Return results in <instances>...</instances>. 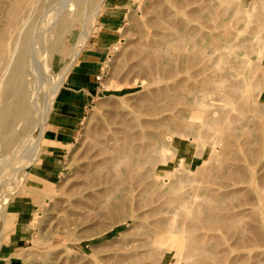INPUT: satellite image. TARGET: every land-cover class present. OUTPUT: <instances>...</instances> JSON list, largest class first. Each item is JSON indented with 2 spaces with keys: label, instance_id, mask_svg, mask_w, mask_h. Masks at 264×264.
Here are the masks:
<instances>
[{
  "label": "rangeland",
  "instance_id": "obj_1",
  "mask_svg": "<svg viewBox=\"0 0 264 264\" xmlns=\"http://www.w3.org/2000/svg\"><path fill=\"white\" fill-rule=\"evenodd\" d=\"M172 1L106 0L101 14L91 18L89 22L92 23H87L86 27L91 31L90 38L81 51L77 63L62 83L61 89L67 86L71 73L89 52L97 34L102 32L103 28L106 30V24L108 32L111 33L104 35L112 42L101 59V71L96 80L99 86L98 96L65 145L56 142L60 135L57 133L59 130L53 127L57 96L53 102L48 126L43 130L45 141H42L39 161L32 164L27 159L26 162L17 161L14 168L19 164L21 166H17L15 170L17 176L10 177V182L7 181L4 186L6 189L0 184L1 243H8L10 235L13 234L15 227L13 224L17 220L13 213L19 211L25 216L23 228L28 232L27 239L17 255L20 264H55L57 261L60 264L63 262V264H118L113 257L122 255L126 257V262L121 264H233V261L248 254L238 249L239 245L227 231L229 230L227 225L223 227L217 223L212 226L216 231L210 230L211 226H206L205 221L195 218L192 211L177 204H175L176 210L172 209L176 212L175 223L183 222L182 219L188 214V220L184 219V223L190 228L186 235L192 239H188V243L183 244L181 237L176 236L174 240L177 247L171 252L167 248L169 247L166 244L167 239L163 240L165 241L163 245L158 243L162 236L156 238L159 239L158 244L148 246L145 243L147 240L145 226L142 225L141 220L133 218L129 210L120 213L108 212L101 216L91 210L93 206L91 204L89 207H84L85 209L77 205L85 193V188H81V184L86 182L87 173L92 174L84 171L86 168L84 169L83 166L84 162H87L89 155H86V152L89 153L88 145L90 139L95 137L93 133H96V127L106 114L126 105H132L140 112L152 113V110L158 106L155 109L158 114L148 119L161 122L164 120L159 133L164 138L162 144L169 148L165 162L146 163V168L142 172H137L134 178L135 181H141V186L137 192L136 202H149L151 198L156 197H162L165 202L176 198L179 194H189L192 198H189V203L197 201L193 203V209L198 208L199 213L202 210V216L208 213H213L215 216L226 214L232 206L239 203L243 205L242 202L246 205L244 208L249 209V213L252 212L251 209L258 211L260 208L264 209V202L259 204L261 201H257L255 193L258 189L261 190L262 193L258 191V194L259 197L262 195L261 199L264 200V85L261 84L264 82V0H203L202 4L191 5L190 8L181 7L183 12L180 11L182 17L179 15V19L192 21L188 28L192 30L191 27L203 25V32L207 35L204 44L208 56L205 59L194 58L192 65L195 67L191 65L181 67V63L175 57L171 58V66L179 68L180 73L182 71L184 74L179 73L178 76L175 74L167 80H161L146 71L145 58H148V52L152 49L151 46L146 45V42L148 34L157 31V22L162 17L161 11L166 3L167 7L173 4L182 6L187 0H179L180 2L175 0V3H171ZM196 9H203L204 17L201 21L195 16L193 18L188 15ZM117 11L123 13L120 14L121 20L117 19L118 15L116 18L108 17ZM108 23L109 26L116 27L109 29ZM258 27L261 30H257ZM184 28L185 32H190L188 28ZM221 33L223 37L220 39L218 36ZM79 36L80 29L76 27L63 37L61 49L49 60L51 65L48 69L53 77H57L58 72L60 73L70 61ZM199 37L198 35L194 39L199 40ZM218 42L222 46L219 53L215 52ZM197 72L200 75L196 74ZM252 72H254L253 77H251ZM252 78L255 79L252 81ZM144 80V87L133 86V82ZM125 81L128 82L125 84ZM204 81H208L206 85ZM117 82L122 86L120 87ZM181 82V89L174 90V86H178ZM130 84L132 86H128ZM210 85L222 87L220 92L224 90L222 91L224 93L220 94L224 97L220 94L213 95L214 92L208 91L206 100L210 103L206 101L208 105L206 104L207 109L206 106L204 109L207 111L204 114L203 111L201 112L204 116L200 113L201 110L195 108L200 114L194 111L197 117L193 114L195 121L189 118L187 125L182 119L184 114L180 115V111L187 109L182 103L183 96L190 99L191 88L200 91ZM116 87H119V90ZM218 89L220 88L216 89L215 94L219 93ZM226 92L232 95H225ZM41 102L40 107L43 105ZM216 112L219 120L209 122L211 116L209 113ZM205 117L207 120L204 119ZM224 120L227 123L223 122ZM221 124L225 129L220 128ZM149 131L152 129L150 128ZM34 133L36 134V127L30 129V134ZM168 133L171 134L170 141L165 139ZM85 155L87 157L84 160ZM41 189L44 190L41 191L42 193L39 191ZM253 201L259 207L251 206ZM6 213L7 216L3 221ZM78 216L81 218L79 219ZM252 217L246 218L245 223L253 224ZM61 224L71 225L72 236L68 245H65L66 240L60 241L61 243L58 241L60 240L58 234L62 232ZM55 240L58 244H55ZM227 250H231V253ZM58 253H60L59 258H57Z\"/></svg>",
  "mask_w": 264,
  "mask_h": 264
},
{
  "label": "bare ground",
  "instance_id": "obj_2",
  "mask_svg": "<svg viewBox=\"0 0 264 264\" xmlns=\"http://www.w3.org/2000/svg\"><path fill=\"white\" fill-rule=\"evenodd\" d=\"M174 1L175 0L171 3H175ZM189 1H185V4L182 6L170 4L172 6L168 5L167 7L168 1L164 6L165 8L163 7L161 11L162 17H160L157 22V31L151 32L147 36L146 45L151 46L152 49L148 52V58H145L146 62L144 61L146 63V71L152 76L161 78V80H167V78H171L175 74L178 76L180 73L179 68L171 66V58L175 57V59L181 63V67L187 65L195 67L192 65L194 58L198 57L205 59L208 56V50L204 44L207 40V35L203 32V25L199 24V27L196 28L190 26L192 28L191 30L188 26L189 24L191 25L192 21L183 18L179 19L180 11L185 7L190 8L191 5L203 3V0ZM105 2L106 0H0V184L3 185V187L7 184V181L10 182V177L17 176L15 170L17 166L20 165L14 168L17 161L25 160L23 162H26L27 159L29 163L31 162L30 164L39 161L40 149L42 141L44 140L43 130L48 126L47 122L53 107V102L58 96L66 76L77 63L81 51L90 38L91 31L86 27L87 23L89 24L91 22H89V20L95 15L101 14ZM181 7L184 8L182 9ZM202 12L203 9H196L190 12L192 15H190V13L188 15L193 18L195 16V18L201 21L204 17ZM180 17L182 16L180 15ZM213 18H215V16ZM257 26L260 27V25ZM76 27L80 29V36L72 50L70 61L60 73L58 72L57 77H53L48 69L50 67L49 65H51L49 64V60H51V56L55 52H59L61 49V45L64 42L63 37ZM184 27L188 28L190 32H185ZM259 27L257 30H261ZM192 31L193 33H191ZM198 35L200 36L199 40H195L194 38ZM218 37L221 39L223 34H219ZM221 47L220 42L216 43L215 52L218 51L219 53ZM198 73L199 72L196 74ZM256 73L258 72L256 71ZM253 74L254 72L251 73V77H253ZM254 79L252 78V81ZM126 82L128 81H125V84ZM207 82L208 81H204V85H206ZM117 83L119 85V82ZM133 83V86H145V80ZM261 84L264 85V82ZM119 86L121 87L122 85ZM128 86H132V84ZM181 87L182 82L179 83L178 86H174V90L181 89ZM116 88L119 90V87ZM217 88H220L218 89L219 91H217L219 93L215 94ZM221 88L220 86L216 87V85H210L208 88H202L200 91L191 88L192 97L188 99L183 96L182 103L185 104L187 109L180 111V115L184 114L182 115V119L187 122V125H189V118H192V120L194 119L193 114L197 117V113L200 114L203 111L204 114V112L207 111L204 108L207 104L206 97L208 91L214 92L213 95H218L224 93L222 92L224 90L220 92ZM228 93L229 92H226L225 95H232ZM220 95L219 97L221 98L223 95ZM223 97L222 99H224ZM41 99L43 102H41ZM233 101L235 100L233 99ZM40 102L43 103L42 107H40ZM209 103L210 102H208V104ZM217 103L219 104V102ZM157 107H155L154 110L157 109ZM237 107L238 105L236 108ZM195 108L201 110L200 113L197 112ZM192 109L195 110L192 111ZM154 110H152L153 113L151 111L140 112L134 106L126 105L104 116L101 123L96 127L97 130H94L96 132L93 133L95 134V139H90L91 142L89 143L91 146H88L91 148L90 150H88L89 148L87 149L89 153L86 152V155L89 156L87 157L85 155L84 157V160L87 157V162H84L85 165L83 167L84 169L86 168V170H83L92 172V174L87 173V176L86 174L84 175L87 179H85L86 182L83 183V185L81 184V188H85V193L82 195V199L77 202V205L79 204L78 206H80V208H84L89 207L91 204L93 205L91 210L101 216L108 212L120 213L129 210V212L133 214V218L141 220L142 225L145 226V236L147 238L145 243L151 246L160 239L158 243L163 245L165 243L163 240L167 239L166 244L169 245L167 248L171 252L177 247L174 240L176 236L179 235V237H181V242L183 244L188 243V239L191 238H188L189 236L186 235L189 233L190 228L184 223V219L188 220V214L185 218L181 216L183 222L180 224L175 223L177 220L175 219L176 212L172 211V209L175 208L176 210L175 204H177L178 206L192 211L195 218H200L205 221L206 226H211L210 230L214 231L215 229L212 228V226L217 223L223 227L224 225L229 227L227 231L231 233L230 235H232V238L234 237L236 239L239 245L238 249L243 253H248L246 256L239 257V259L233 261V264H239L240 262H245L246 264H264V209L261 210L260 208L259 211L258 209H251L252 212L249 213V209L247 208V210L244 208L246 205L242 202L243 205L239 203L240 206L238 204V206H232L228 209L226 214L215 216L210 212L211 214L208 213L205 215L207 217H205L201 215L202 210L199 213L198 208L194 207L195 209H193V203L197 201H193V203L190 204L189 194H179L176 198L168 199L165 202L162 200V197L151 198L149 202H136L137 192L140 190L141 186V181H135L136 179L134 178L137 172H142V170L146 168V163L155 164L156 162H165L167 160H165V158H167L166 155H168L167 151L169 152V148L162 144L164 138L161 133H159V128L164 120L161 122L160 120L148 119L158 114L156 110ZM194 111L197 113H194ZM209 114L211 115L209 116V122L212 123L219 120L217 112ZM44 115L45 117H43ZM199 117L201 118V116ZM199 117L197 119H199ZM204 119H206V117ZM223 122L227 123L225 120ZM35 127L36 134L34 133L31 135L30 129ZM221 127L222 124L220 128ZM150 128L152 131H149ZM219 130L221 131V129ZM165 139L170 141L171 134L168 133ZM145 143L147 144L145 145ZM23 164L25 165V163ZM16 183H18V181H16ZM8 187L10 186L8 185ZM39 191L42 193L41 191L44 190L41 189ZM258 191L260 194L262 193L261 190L258 189ZM258 191L255 192L257 196L256 199L258 202L261 201L259 203L261 204L264 200L261 199V197H263L262 195L259 197ZM194 197L195 194L193 195V198ZM244 201L246 203V200ZM253 202L251 206L257 208L255 206H258V204L256 205L254 202L255 204L253 205ZM190 211L188 212L190 213ZM6 216L7 213L3 216V221H5ZM249 216H253L252 219L254 223L251 225L245 223L246 218H249ZM79 217L80 216H78V218ZM216 226L219 229L218 225ZM61 230L62 232H60V235L58 234V238L60 239L58 241L62 242V240H66L65 245H68L67 243L72 236L71 225L65 226V224H63ZM160 230L162 232L159 233ZM158 236L162 237L157 240L156 238H158ZM56 243L57 240H55V244ZM182 247L185 249L184 245ZM180 251L182 252L183 250ZM227 251L231 253V250ZM60 253H58V255ZM59 257L60 255L57 258ZM55 258L53 259L54 262ZM125 259L126 257L124 255L113 257V260L118 264L123 263ZM55 264L60 263L57 261Z\"/></svg>",
  "mask_w": 264,
  "mask_h": 264
},
{
  "label": "crops",
  "instance_id": "obj_3",
  "mask_svg": "<svg viewBox=\"0 0 264 264\" xmlns=\"http://www.w3.org/2000/svg\"><path fill=\"white\" fill-rule=\"evenodd\" d=\"M124 8V7H123ZM120 9V8H119ZM122 9V8H121ZM116 13V14H115ZM123 13L117 11L108 17L122 19ZM115 23H117L115 21ZM113 28L116 26H109ZM102 29V28H101ZM103 28L94 39V42L89 50L84 55L79 65L70 75L69 82L65 88L60 89L58 99L56 100V112L53 119V127L59 130L57 143L65 145L68 143V138H71L74 130L78 127L81 120L84 118L93 100L99 94V86L96 82L101 71V59L107 48L111 44V40L106 37L104 33L109 30ZM114 31V30H111ZM62 90V92H61ZM16 216L15 224H13V234L9 237V242L4 244L0 241V264H20L17 255L21 249V245L27 239V230L25 226V216L21 215L19 211L14 212Z\"/></svg>",
  "mask_w": 264,
  "mask_h": 264
}]
</instances>
